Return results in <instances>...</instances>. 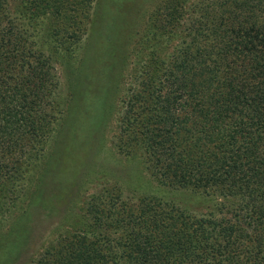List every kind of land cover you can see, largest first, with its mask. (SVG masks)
I'll return each instance as SVG.
<instances>
[{"label":"trees","instance_id":"16d2710c","mask_svg":"<svg viewBox=\"0 0 264 264\" xmlns=\"http://www.w3.org/2000/svg\"><path fill=\"white\" fill-rule=\"evenodd\" d=\"M73 1L20 6L24 14L52 11L55 42L69 43L79 27L62 12L80 9ZM13 2L0 0V195L10 197L27 184L53 127L48 63L31 62V38L16 26ZM181 22L170 53L147 61L129 83L116 149L137 152L158 187L208 205L193 211L160 195L97 190L79 224L33 264H264V0H199Z\"/></svg>","mask_w":264,"mask_h":264},{"label":"rangeland","instance_id":"374dc122","mask_svg":"<svg viewBox=\"0 0 264 264\" xmlns=\"http://www.w3.org/2000/svg\"><path fill=\"white\" fill-rule=\"evenodd\" d=\"M20 1L14 0L10 13L28 31L31 62L40 56L48 63L54 88L47 122L53 127L40 147L42 158L25 176L27 184L12 197L0 195V264H33L48 244L79 224L88 196L106 187L116 186L123 197L160 195L187 210H203L208 202L202 197L158 187L137 152L125 156L116 149L129 83L147 61L170 53L185 28L175 22L187 21L199 0H74L80 9L71 12L70 5L62 12L76 16L79 27L69 43L55 42L52 11L24 14ZM66 25L61 20L60 37L67 36ZM137 184L145 185L138 193Z\"/></svg>","mask_w":264,"mask_h":264}]
</instances>
